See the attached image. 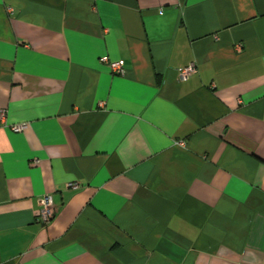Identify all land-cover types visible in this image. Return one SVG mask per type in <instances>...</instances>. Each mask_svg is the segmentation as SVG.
I'll use <instances>...</instances> for the list:
<instances>
[{"label": "crops", "instance_id": "obj_1", "mask_svg": "<svg viewBox=\"0 0 264 264\" xmlns=\"http://www.w3.org/2000/svg\"><path fill=\"white\" fill-rule=\"evenodd\" d=\"M0 264H264V0H0Z\"/></svg>", "mask_w": 264, "mask_h": 264}, {"label": "built area", "instance_id": "obj_2", "mask_svg": "<svg viewBox=\"0 0 264 264\" xmlns=\"http://www.w3.org/2000/svg\"><path fill=\"white\" fill-rule=\"evenodd\" d=\"M237 48H241L240 44H237ZM102 62H105L109 65L112 73L114 74H123L124 68L119 60L116 61H110L106 56H103L100 59ZM196 68L193 64L187 65L184 68H182L179 72L180 79H184L188 77L190 74L195 72ZM4 116L3 110L1 111V117ZM27 124H15L11 126V129L13 131H20L24 128H26ZM69 187L71 188H77L78 184L76 182H70ZM38 209L36 212V220L39 221L43 225H47L50 223L54 216L56 215L57 208L53 203L52 197L49 194L43 195L39 202H38Z\"/></svg>", "mask_w": 264, "mask_h": 264}]
</instances>
